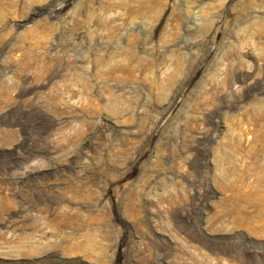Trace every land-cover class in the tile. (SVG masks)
I'll use <instances>...</instances> for the list:
<instances>
[{"label": "rangeland", "instance_id": "374dc122", "mask_svg": "<svg viewBox=\"0 0 264 264\" xmlns=\"http://www.w3.org/2000/svg\"><path fill=\"white\" fill-rule=\"evenodd\" d=\"M0 264H264V0H0Z\"/></svg>", "mask_w": 264, "mask_h": 264}]
</instances>
